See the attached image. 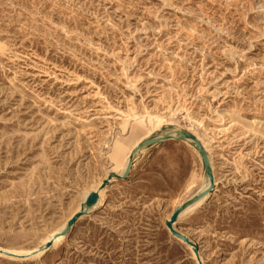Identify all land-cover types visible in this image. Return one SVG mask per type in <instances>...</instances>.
Here are the masks:
<instances>
[{"label": "rangeland", "instance_id": "obj_1", "mask_svg": "<svg viewBox=\"0 0 264 264\" xmlns=\"http://www.w3.org/2000/svg\"><path fill=\"white\" fill-rule=\"evenodd\" d=\"M177 128L215 185L175 227L203 264H264V0H0L1 247L43 244ZM186 142L142 148L65 237L0 264H197L164 223L207 183Z\"/></svg>", "mask_w": 264, "mask_h": 264}, {"label": "water", "instance_id": "obj_2", "mask_svg": "<svg viewBox=\"0 0 264 264\" xmlns=\"http://www.w3.org/2000/svg\"><path fill=\"white\" fill-rule=\"evenodd\" d=\"M164 129H165V126L163 125L161 126L160 131H163ZM172 139L189 140L190 144L197 149L200 155L202 164H203L205 175L208 179V183L206 187H204L200 191L196 192L195 194L191 195L190 197L186 198L183 202L178 204L172 210L168 219H166L164 223H165L166 228L168 229V231L173 237H175L176 239H178L179 241H181L182 243H184L190 248L197 264H203L200 254H199L198 245L193 240H191L188 236L178 231L177 228L175 227V222L178 220L179 215L186 208H188L190 205L197 202L198 200L205 198L213 190L214 185H215V176L213 174V167L211 164L209 153L205 149L203 143L199 140V138L194 133H192L190 130L185 129V128H177L174 132L167 131L166 133H163V134L151 135L139 141L137 145H135L130 151L128 159H127V163H126V166L123 172L122 173H117L114 171L108 172L107 176L101 180V183L97 187V189L91 190L87 194L83 202H81L79 210L74 212L67 219L64 227L60 231H58L55 235H53V237L49 239L46 243L40 246L36 251H33L32 253L28 255L18 256L8 251H4L0 249V255L11 258V259H21V258H28L38 253H41V252L44 253L45 251H47L50 247H52L55 239H57L58 237H62V238L65 237L70 232V230L72 229L76 221L80 217L86 215L91 210V207L94 204H96L99 199V191L109 186L113 180H123L127 177L131 169L135 154L139 150H141L142 148L146 146L159 143L161 141L172 140Z\"/></svg>", "mask_w": 264, "mask_h": 264}, {"label": "bare ground", "instance_id": "obj_3", "mask_svg": "<svg viewBox=\"0 0 264 264\" xmlns=\"http://www.w3.org/2000/svg\"><path fill=\"white\" fill-rule=\"evenodd\" d=\"M158 123H160V122H158ZM157 123V124H158ZM163 126V125H162ZM161 128V127H160ZM160 130V129H159ZM176 129H174V130H171L172 132H174ZM169 132V131H168ZM166 133V132H165ZM193 133V132H192ZM196 135V134H195ZM197 136V135H196ZM198 138H199V136H197ZM146 137H141V138H139V139H137L135 142H133V144L128 148V150H127V152H126V157H125V162L123 163V165H122V167H121V169L118 171V170H114V172H117V173H122L123 172V170L125 169V166H126V163H127V159H128V156H129V153H130V151L132 150V148L135 146V145H137V143L139 142V141H141L142 139H145ZM199 140L201 141V139L199 138ZM186 141H188L189 142V140H186ZM188 142H186V143H188ZM190 143V142H189ZM203 143V142H202ZM203 145H204V143H203ZM204 147H205V149L207 150V152L209 153V151H208V149L206 148V146L204 145ZM118 148V147H117ZM195 148V147H194ZM196 149V148H195ZM196 151H197V149H196ZM197 153H198V151H197ZM199 154V153H198ZM209 157H210V153H209ZM211 159V158H210ZM113 171V170H112ZM108 174V173H107ZM107 174L103 177V178H105L106 176H107ZM102 178V179H103ZM101 179V180H102ZM101 180L99 181V183L95 186V188L94 189H97V187L100 185V183H101ZM193 182H194V180H192V182H190V184L192 185L193 184ZM207 183H208V179H207ZM207 183L201 188V189H203L204 187H206V185H207ZM189 184V186H191ZM93 189V190H94ZM200 189V190H201ZM199 190V191H200ZM103 191H104V189L103 190H101V191H99V199H98V201H97V203L96 204H94L92 207L94 208V207H97V205L101 202V200L103 199L102 197H103ZM190 197V196H189ZM201 200V199H200ZM200 200H198L197 202H195V203H193L192 205H190L188 208H186L180 215H179V218L184 214V213H186L187 211H191L193 208H194V206L200 201ZM91 207V208H92ZM79 209H76V210H74L73 211V213L74 212H76V211H78ZM72 213V214H73ZM71 214V215H72ZM70 215V216H71ZM69 216V217H70ZM178 218V219H179ZM67 221V220H66ZM66 221L65 222H63V224H61L57 229H55L54 231H52L48 236H47V238L45 239V242L44 243H46L49 239H51L52 237H53V235H55L58 231H60L63 227H64V225H65V223H66ZM61 237H58L57 239H55V241H57L58 239H60ZM54 241V242H55ZM43 243V244H44ZM43 244H41V245H39L38 247H35V248H32V249H27V250H18V249H12V248H4V247H1L0 246V249L1 250H4V251H8V252H10V253H12V254H14V255H18V256H20V255H28V254H30V253H32L33 251H36L40 246H42ZM38 254H40V253H38ZM38 254H36V255H38Z\"/></svg>", "mask_w": 264, "mask_h": 264}]
</instances>
